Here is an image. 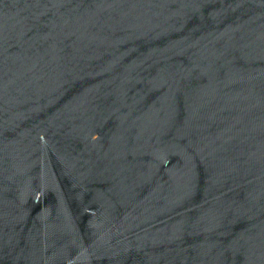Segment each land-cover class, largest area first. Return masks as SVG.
<instances>
[{
	"label": "water",
	"instance_id": "95a60500",
	"mask_svg": "<svg viewBox=\"0 0 264 264\" xmlns=\"http://www.w3.org/2000/svg\"><path fill=\"white\" fill-rule=\"evenodd\" d=\"M0 264H264V0H0Z\"/></svg>",
	"mask_w": 264,
	"mask_h": 264
}]
</instances>
